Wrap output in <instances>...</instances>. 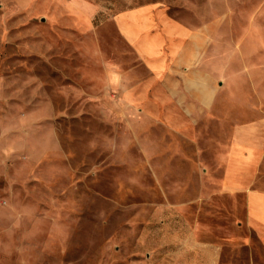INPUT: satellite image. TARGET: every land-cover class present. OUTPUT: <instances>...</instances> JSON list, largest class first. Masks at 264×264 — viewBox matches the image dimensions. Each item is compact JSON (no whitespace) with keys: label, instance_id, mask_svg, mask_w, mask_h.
<instances>
[{"label":"rangeland","instance_id":"rangeland-1","mask_svg":"<svg viewBox=\"0 0 264 264\" xmlns=\"http://www.w3.org/2000/svg\"><path fill=\"white\" fill-rule=\"evenodd\" d=\"M143 4L210 26V46L225 50L216 121L264 119V0H0V264H172L149 246L164 234L169 250L183 218L224 247L226 264H264L243 194L219 193L190 145L170 149L177 138L149 117L153 104L108 86L107 71L116 84L145 75L114 22ZM43 96L52 117L25 121ZM201 153L219 176L214 152Z\"/></svg>","mask_w":264,"mask_h":264},{"label":"crops","instance_id":"crops-1","mask_svg":"<svg viewBox=\"0 0 264 264\" xmlns=\"http://www.w3.org/2000/svg\"><path fill=\"white\" fill-rule=\"evenodd\" d=\"M114 22L121 39L136 54L145 75L129 77L130 83H127L128 74L123 75L116 84V74L107 71L108 86L121 87L124 101L138 102L144 109L153 104L155 111L150 113L149 109V117L161 119L177 138L170 149L184 150L182 141L190 145L196 152V165L206 166L204 177L214 180L219 193L243 194L244 225L264 248V119L230 124L216 121L217 117L208 112L213 107V96L225 84L220 79L227 66L226 59L223 62L222 58L225 50L210 46V26L191 28L153 4L122 10L114 16ZM192 76L199 80L191 82ZM35 100L37 104H29L31 109L28 108L25 121L49 120L54 113L49 97ZM48 129L49 133L50 127ZM204 150L214 152L213 158L220 167L219 176L211 173L203 162L201 152ZM176 211L178 215L183 213ZM181 221L171 224L169 250L164 246V234L156 238L153 247L149 246L154 250L155 261L226 264L227 254L222 245L208 239L197 224L184 218ZM168 227L164 224L162 230ZM158 234L156 232V237ZM147 238L143 233L139 241L146 243ZM147 255L150 257L152 253ZM135 263L147 264L148 261L134 259L131 264Z\"/></svg>","mask_w":264,"mask_h":264}]
</instances>
